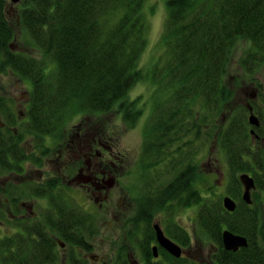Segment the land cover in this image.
<instances>
[{
    "label": "trees",
    "instance_id": "obj_1",
    "mask_svg": "<svg viewBox=\"0 0 264 264\" xmlns=\"http://www.w3.org/2000/svg\"><path fill=\"white\" fill-rule=\"evenodd\" d=\"M21 1L12 19L5 11L9 0H0V76L27 83L29 94L24 112L15 113L7 92L0 89V171L22 180L1 185L6 207L0 208V264H60L58 239L82 246L85 228L96 233L98 217L73 202L62 177L46 188L25 174L30 161L42 165L33 153L65 146L78 117H84L81 123L97 122L116 110L130 126L140 119L145 123L149 114L142 133V173L159 170L166 162L180 168L182 162L194 161L196 140V145L217 144L218 163L225 155L232 179L228 193L239 202L234 212L212 199L211 189L205 190L209 176L200 175L194 164L166 189L154 191V209L199 207L197 239L207 243V237L219 249L207 263L180 259L168 264H264V89L257 78L264 70V0H165L164 54L145 68L140 63L148 44L151 0ZM19 33L24 38L20 49ZM244 42L241 72L230 76L234 53ZM242 83L254 86L258 95L230 109ZM136 87L143 94L133 96ZM251 114L261 122L252 134ZM193 131L195 140L186 139L189 145L185 141L188 148L183 149L181 140ZM256 134L261 138H254ZM27 137L30 149L23 144ZM100 143L107 141L100 137ZM160 173L147 176L145 189L160 186ZM244 173L256 184L251 204L242 200ZM28 191L48 199L50 208L40 220L22 222L16 203ZM3 228L17 231L6 235ZM225 229L246 237L247 248L225 250ZM179 233L181 243L190 246V234Z\"/></svg>",
    "mask_w": 264,
    "mask_h": 264
},
{
    "label": "flooded vegetation",
    "instance_id": "obj_2",
    "mask_svg": "<svg viewBox=\"0 0 264 264\" xmlns=\"http://www.w3.org/2000/svg\"><path fill=\"white\" fill-rule=\"evenodd\" d=\"M86 128L87 125L84 123L79 124L74 129V134L73 132L71 133L72 137L66 140L64 144L65 146H61L63 144L59 145L56 154L57 159L61 163L58 173L61 174L60 177H62V183L67 189L73 188L75 180L73 174L75 172V177H78V175L81 172L84 173V171L88 173V177L85 178L87 182L79 185L86 190L87 194L92 195L94 202L92 201L93 204L88 205V207L82 204L79 205H81L84 211L88 214L98 217V224L96 226V233H92L89 229L85 228L82 236V246H71L60 239L56 241L58 253L62 254L60 257L61 264H168L169 260L175 263L180 261V259L195 262L198 261L199 251L196 252V250H191L194 243L198 242L196 236L198 226L195 222L196 227L193 232V236H196L195 240L192 238L191 233L187 231L188 229L179 222V219H181V213L188 209L179 212H173V209H169L170 206L156 207V209H154V200H156L154 197L156 195H153L154 191L160 187L162 190L166 189V185L172 183L176 179L179 180L180 176L184 175V172H188L190 168L194 167V162H182L180 168H178L175 163L172 164L171 162H166L159 167V170L152 169L149 173L145 174L140 170V168L143 167V165L140 164V161H138V163H135L134 161L137 166L136 168H133V165V167L130 168L131 175L129 176V183L126 187V189H129L127 192H130L134 199L132 206L130 202L126 203V201H124L126 196L123 194L126 192L122 191L125 190V188L122 184L123 176L120 173L121 167L126 166L124 164L128 161L120 160L119 152L113 151L115 150L114 145L100 143L99 137L96 139L94 137L90 138ZM253 136L256 139L261 138L257 134ZM77 142H80V144ZM96 144L102 151H104V153L97 152L95 148ZM261 144V147H264L263 136L261 138ZM50 153L51 152H49V154ZM92 159L95 160L93 164ZM98 161H100V165L97 164ZM101 166H105V168L102 169L100 168ZM71 169H74L75 172L68 173ZM152 171H161L159 177L164 174L163 179L161 180L162 182L160 186L155 185L154 187L145 189L147 186L146 184L149 181L147 176L150 177ZM48 179H46L45 182H34H37L46 188H51L55 183L54 180L56 179V176ZM158 182L160 181H157L156 183ZM226 190L227 188L224 190L225 194L228 193L225 192ZM242 191L244 192L243 186ZM44 194L45 198L49 197L47 193ZM116 196L117 199H114L112 205L121 202L122 206L126 207L127 204L125 217L129 213L130 217L128 219H130L131 222L129 220L128 223L119 226H114V224L111 223L105 232L107 236V239L105 240L104 238H101L100 235L102 226H100V219H102L103 210L109 211L108 208H113L110 204L112 199ZM224 197L221 201L223 208L230 213L234 212L226 209L224 205ZM238 204L239 202H237V207ZM16 205L19 212L18 217L22 222L40 220L43 214L49 212L48 209L50 208L48 205V199L47 203H44L43 199L36 197V194L30 191H28L27 196L23 199L21 198ZM38 206L43 208L40 212L36 211ZM115 219L117 220V218ZM157 227L162 231L165 237L181 247V257H176L171 254L166 247L161 245L158 238ZM179 230L187 231V233L191 235L190 246L185 247L181 243L183 237L180 235ZM218 252L219 249L214 245L209 253L210 258H215Z\"/></svg>",
    "mask_w": 264,
    "mask_h": 264
},
{
    "label": "rangeland",
    "instance_id": "obj_3",
    "mask_svg": "<svg viewBox=\"0 0 264 264\" xmlns=\"http://www.w3.org/2000/svg\"><path fill=\"white\" fill-rule=\"evenodd\" d=\"M11 1L12 0H9V2H7V7L5 11L8 17L10 16L12 19H15L16 14H17L16 5L17 6L20 5L22 1L15 5H13L14 3H12ZM147 10L150 11L149 27H148L149 34H148L147 48L143 54V57L140 63V65L143 68L149 65H154L155 64L154 62L156 61V59H158L160 55L164 54V47L162 45L161 39H162V35L165 30L166 21L168 17V10L166 7L165 0H151L150 7H148ZM22 35H23L22 33H19V38L18 40H16V42L19 43V44L17 43L16 47L19 49L24 47V45H22L24 44V38L22 37ZM28 37L30 36L28 35ZM247 45L248 44L245 42L241 43L239 47L237 48L236 52L234 53V57H233L230 70H229L230 76H236L240 74L241 67H240L239 60H240V57L243 51L247 48ZM27 48L30 50V47H27ZM33 53H36V51H33ZM257 78L259 82L263 85V89H264V70L258 74ZM24 84L26 85V87H28L27 83L19 81L18 78H15L12 75L0 76V89L4 93L7 92V96L9 99H11L10 103L15 113L24 112L23 104H25V100L27 101L29 100V94ZM257 92L259 93L258 90H256V93ZM141 93L143 94L142 89L140 87H136L133 92V96L140 95ZM255 95H256L255 87L252 86L251 84L242 83L240 86H236V94L233 100L234 106H231L230 109L235 108L237 105H241V103L248 104V101ZM148 116L149 114L143 117V118H146L145 123H144V119H140L135 123L134 126H130L127 124V122H125L123 116L119 113V111L116 110V111H111L105 114L101 118V121L98 120L97 122H94L95 120L93 119L94 121L92 122L85 121L84 123L85 125H87L86 129H87V133L90 138L94 137L96 139L97 137L99 138L102 137L104 138L105 141H107L108 144L114 145V149H115L113 150L114 152L118 151L122 153L123 155L127 156L126 160L128 162L124 164L126 166L121 167L120 173L123 176L122 184L126 190V191L122 190L123 192H126L123 194L126 196V199L124 201H126V203L130 202L132 206L134 203V199L131 193L127 192L129 191V189L128 188L126 189V187L129 183V179H130L129 176L131 175L130 168L133 167V165H134L133 168H136L137 164L135 163H138V161H140L142 145L144 143L142 133L146 126V122L148 123V120H147ZM227 116H228V113L223 114V117H222L223 122L227 121L226 120ZM83 118L84 117H78V119L75 121L73 125L74 128L78 126L79 124H83L81 123ZM259 125L261 126V122ZM257 128L258 126H255V128H252V130L250 131L251 134L256 132L258 130ZM260 134L261 136L264 137V131L260 132ZM195 138H196V134L193 131L188 134L187 138L182 139L181 143H182L183 149L188 148V146L185 145L186 139L195 140ZM200 139L201 137L199 138V140ZM197 142L198 140H196L193 143V145L195 146L193 148V151L197 155L195 156L193 164L198 167V172L200 173V175L202 174V175L209 176L210 182L205 184V187H206L205 190L211 189V191L214 194V196H212V199L216 200L215 202H218V201L221 202L224 196L229 195V193L225 194L224 190L225 188H227L225 192H228V188L232 180L230 179L231 174H230V171H229L226 159H225V155L221 154L223 161L221 162L219 160V163H218L217 156L220 157V152H218L217 144L212 143L210 145L206 144V146H203L201 145L200 142L198 145H196ZM31 143L32 142L29 141L28 137L25 138L23 141V144H25L28 149L31 148ZM186 144L189 145V141H186ZM191 145H192V142H191ZM95 148L97 152L104 153V151H102L97 144ZM56 154H57V148L51 151L50 154L49 153H45V154L33 153L34 159L41 158L43 162L41 166H37L30 161L29 163L30 165L29 164H28L29 166L27 165L28 166L27 173L25 174L28 177V179H31L32 181H37V182L38 181L45 182V180L48 178H51L54 176H56V178L60 177L61 174L58 173V170H59V166L61 163L57 159ZM94 162L95 160L92 159V164ZM187 162H184V163H187ZM223 162H224L223 167H219L218 165H220L221 163L223 164ZM97 164L100 165V161H98ZM100 168L104 169L105 166H101ZM228 171H229V174H228ZM75 174L76 172L73 174V178L75 179L73 188L67 189V190H69L70 192L69 194L70 197L74 199L73 202L77 203L78 205L82 204L88 207V205L93 204L92 195L87 194L86 190L83 189L81 185H79V184H83L87 182L85 178L88 177L87 175L88 173L86 171H84V173L81 172L78 175V177H75ZM18 177L15 174H12V173L8 174V173H4L0 171V200H1L0 203L2 202L0 205V208L6 207L5 193H1V190L3 188L5 190V187L9 185L8 183L11 184L12 182L17 183L18 181H22V180H19ZM1 185H5V187ZM210 194L213 195L212 193ZM114 199L116 200L117 196L112 199L110 205L113 204ZM44 203H47V202L44 201ZM112 207L113 208H108L109 211L103 210L102 211L103 215L101 217L102 219H100V226L102 225L100 235H101V238H104L105 240L107 239L105 232L111 223L114 224V226H119V225H124L128 223L130 220L128 219L130 217L129 213L125 217V214L127 212V204L125 207V206H122V203L120 202V203L112 205ZM42 209L43 208L41 206H38L36 211L40 212V210ZM198 210H199V207L197 206L190 208L187 211L181 213L180 218L182 220L179 219L180 224H182L186 229H188L187 231L191 233L192 238H194L195 240H196V236L195 237L193 236V232L197 225V223L195 225V218L197 216ZM115 218H117V220ZM2 230L4 233L8 232L6 235L13 234V232L17 231L16 229H13V228L10 231H7L8 229L6 228H3ZM198 230L199 228L197 229V231ZM206 239H207V243H201L198 240V242L194 243V246L191 249L193 251L196 250V252L199 251V254H198L199 261L202 263H207L209 261L210 259L209 253H210V250H212V247L214 246L209 238L206 237ZM61 256L62 254H59V257ZM188 261H191V260H188Z\"/></svg>",
    "mask_w": 264,
    "mask_h": 264
},
{
    "label": "water",
    "instance_id": "obj_4",
    "mask_svg": "<svg viewBox=\"0 0 264 264\" xmlns=\"http://www.w3.org/2000/svg\"><path fill=\"white\" fill-rule=\"evenodd\" d=\"M12 2L19 3L20 0H12ZM250 123L253 126H259L260 120L257 116L251 114ZM240 181L245 187L243 200L248 204H251L252 203L251 191L256 187L255 180L249 174L244 173L240 175ZM224 205L226 209L229 211H235V209L237 208V203L230 196L224 198ZM157 231H158L159 242L161 243V245L166 247L171 254L175 255L176 257H181L182 255L181 247L173 243L167 237H165V235L158 227H157ZM223 244L226 250L234 252V251H238L239 248L247 247L248 240L246 237L235 234L231 232L229 229H226L223 232Z\"/></svg>",
    "mask_w": 264,
    "mask_h": 264
}]
</instances>
